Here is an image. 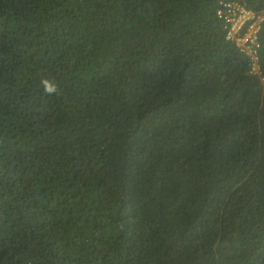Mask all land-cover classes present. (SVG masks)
I'll return each mask as SVG.
<instances>
[{
    "label": "trees",
    "instance_id": "16d2710c",
    "mask_svg": "<svg viewBox=\"0 0 264 264\" xmlns=\"http://www.w3.org/2000/svg\"><path fill=\"white\" fill-rule=\"evenodd\" d=\"M222 1L0 0V264H264V85Z\"/></svg>",
    "mask_w": 264,
    "mask_h": 264
},
{
    "label": "built area",
    "instance_id": "2783aa9c",
    "mask_svg": "<svg viewBox=\"0 0 264 264\" xmlns=\"http://www.w3.org/2000/svg\"><path fill=\"white\" fill-rule=\"evenodd\" d=\"M216 14L223 23L225 38L249 61V75L264 85L260 69V32L264 26V7L261 11L249 8L242 0L222 1Z\"/></svg>",
    "mask_w": 264,
    "mask_h": 264
},
{
    "label": "clouds",
    "instance_id": "9594fccd",
    "mask_svg": "<svg viewBox=\"0 0 264 264\" xmlns=\"http://www.w3.org/2000/svg\"><path fill=\"white\" fill-rule=\"evenodd\" d=\"M41 85L43 87V91L47 95H53L58 93V88L56 84L48 79H42Z\"/></svg>",
    "mask_w": 264,
    "mask_h": 264
}]
</instances>
